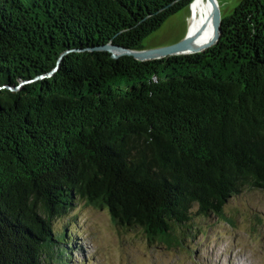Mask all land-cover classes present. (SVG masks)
Returning <instances> with one entry per match:
<instances>
[{
    "label": "trees",
    "instance_id": "trees-1",
    "mask_svg": "<svg viewBox=\"0 0 264 264\" xmlns=\"http://www.w3.org/2000/svg\"><path fill=\"white\" fill-rule=\"evenodd\" d=\"M193 1L0 0V264H68L54 219L79 198L173 248L194 213L264 192V0L201 52L97 48L143 49Z\"/></svg>",
    "mask_w": 264,
    "mask_h": 264
},
{
    "label": "rangeland",
    "instance_id": "rangeland-1",
    "mask_svg": "<svg viewBox=\"0 0 264 264\" xmlns=\"http://www.w3.org/2000/svg\"><path fill=\"white\" fill-rule=\"evenodd\" d=\"M242 0H217L222 17ZM192 3L170 15L145 37L144 48L174 44L200 32L201 12ZM196 211V207L194 208ZM231 220L194 213L183 245L150 242L141 228L118 225L109 209L86 199L54 219L68 233V264H264V192L247 187L224 207Z\"/></svg>",
    "mask_w": 264,
    "mask_h": 264
},
{
    "label": "water",
    "instance_id": "water-1",
    "mask_svg": "<svg viewBox=\"0 0 264 264\" xmlns=\"http://www.w3.org/2000/svg\"><path fill=\"white\" fill-rule=\"evenodd\" d=\"M208 2L211 5V20L213 24V34L204 41L198 42L196 40V36L193 39L191 34H189L185 39L178 41L174 44L155 48L132 49L128 47H123L121 45H115L112 43H107L97 48L110 51L113 57L115 58L127 54L132 55L142 61L158 59L175 54H188L204 51L214 46L219 41L222 33V13L217 3V0H208ZM62 57L60 59H62Z\"/></svg>",
    "mask_w": 264,
    "mask_h": 264
},
{
    "label": "bare ground",
    "instance_id": "bare-ground-1",
    "mask_svg": "<svg viewBox=\"0 0 264 264\" xmlns=\"http://www.w3.org/2000/svg\"><path fill=\"white\" fill-rule=\"evenodd\" d=\"M195 8L201 12L200 32L197 41H204L213 34V24L211 20V5L208 0H194ZM195 9V10H196Z\"/></svg>",
    "mask_w": 264,
    "mask_h": 264
}]
</instances>
